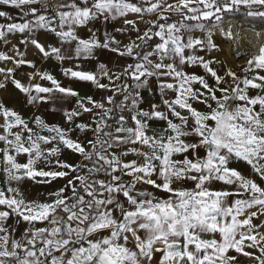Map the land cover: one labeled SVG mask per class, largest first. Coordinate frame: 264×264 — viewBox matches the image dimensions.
Instances as JSON below:
<instances>
[{
  "label": "snow or ice",
  "instance_id": "6c2138e0",
  "mask_svg": "<svg viewBox=\"0 0 264 264\" xmlns=\"http://www.w3.org/2000/svg\"><path fill=\"white\" fill-rule=\"evenodd\" d=\"M240 18L264 36V0H0V264H264V45L215 58Z\"/></svg>",
  "mask_w": 264,
  "mask_h": 264
},
{
  "label": "crops",
  "instance_id": "0c3cea01",
  "mask_svg": "<svg viewBox=\"0 0 264 264\" xmlns=\"http://www.w3.org/2000/svg\"><path fill=\"white\" fill-rule=\"evenodd\" d=\"M55 1L56 0H51L49 2H42V3H45V4L48 5L49 12L52 15H55L56 11L58 10V9L54 8V6L52 5V3H54ZM62 2H63V0H62ZM3 10L9 11L12 15L16 16L19 19L18 10L9 9V8H4ZM129 18L132 19V18H135V17L129 16ZM146 19H147V17H146ZM121 26H123V20L122 19L116 20V21H111L107 26H105V23L103 21H100V23L93 30H97L98 29L100 32H102L106 28L107 31L114 33L115 28H118V27H121ZM140 26H141V29L143 30L144 25L141 24ZM89 27H91V25ZM87 31H88L87 28L81 29L79 34L84 36V35L87 34ZM131 35L134 36L135 34L132 33ZM48 38L51 39V40H55L56 39L55 37H52L51 34H49ZM117 38L118 39H123V40H125V42H127V39L124 36L118 35ZM219 39H222V38H218V41H219ZM249 43L251 44V46L249 47V52H251V53H249V52H247V53L256 54L258 52L259 48L262 45H264V36L249 40ZM0 50H5V45H3L2 42H0ZM230 52L235 57H240L241 56V54L238 55L236 53L235 49L232 48L230 43H224V44H222L221 51L216 54L215 58L219 59L220 61H223L224 64L227 67L232 68L234 71L239 73L240 69H241V66L232 62V60L229 58L230 57L229 56ZM97 55H99V52L97 53ZM210 55H211V53H210ZM104 59H108V55L107 54L104 57ZM113 59H114V57H113ZM246 59H247V57H245L243 59L244 62H246ZM233 61H241V60L234 58ZM71 63L72 62H68L65 66H71ZM81 63L83 64V66L85 68H89L90 67V63L88 61H82ZM243 64H245V63H243ZM48 70L51 71L54 75H56L59 79L65 80V78L61 74L60 66L55 64V62H53V64L48 67ZM65 82L68 83L67 80H65ZM78 91L80 92L81 96H87V95L95 94V97L97 99H99L100 96L103 95V93H97V90L94 87L90 86V85H82V86H80L78 88ZM145 95H147V93H145ZM48 118L49 119H53V120H59L61 123H63L62 119L59 116L48 117ZM83 119L87 120L88 117L85 116ZM73 135L75 136L76 133H73ZM81 138H83V134H81ZM70 159H71L72 162L77 163V162L80 161L81 158L79 156H73ZM63 183H64V181H60L56 185V187L61 186ZM21 190L23 191V193L25 194V196L28 199L43 201V200L47 199L48 192L51 189L47 185L37 184V183H34L32 181H24V182H22ZM9 224H11L14 227H16V229H17V231H16L17 238L20 237V235L23 233L24 229L27 227V225L24 224V223L17 224L15 220H10ZM37 226H41V225H37ZM237 264H252V262L248 258L244 257L243 255H238Z\"/></svg>",
  "mask_w": 264,
  "mask_h": 264
},
{
  "label": "bare ground",
  "instance_id": "6f19581e",
  "mask_svg": "<svg viewBox=\"0 0 264 264\" xmlns=\"http://www.w3.org/2000/svg\"><path fill=\"white\" fill-rule=\"evenodd\" d=\"M240 22L243 24V27L234 29V31L239 32V37L235 43H233V49H235L238 55L249 52V50L246 48V44L249 43V40L257 38L255 32L249 28L246 20H240ZM260 27L261 26L257 25V28Z\"/></svg>",
  "mask_w": 264,
  "mask_h": 264
},
{
  "label": "rangeland",
  "instance_id": "374dc122",
  "mask_svg": "<svg viewBox=\"0 0 264 264\" xmlns=\"http://www.w3.org/2000/svg\"><path fill=\"white\" fill-rule=\"evenodd\" d=\"M240 20H244L243 18H240ZM259 25V24H258ZM261 26V25H260ZM231 44V46H232V48H233V43H230ZM226 46V45H225ZM251 46V44L250 43H247L246 44V48L249 50V47ZM249 53H251V52H249ZM249 53H243L240 57H235L234 55H232V53L230 52L229 53V58L232 60V62L233 63H235L236 64V61H233V59L235 58V59H239V60H242V59H244L245 57H247L248 58V54ZM233 58V59H232ZM237 65H243V64H237Z\"/></svg>",
  "mask_w": 264,
  "mask_h": 264
},
{
  "label": "built area",
  "instance_id": "2783aa9c",
  "mask_svg": "<svg viewBox=\"0 0 264 264\" xmlns=\"http://www.w3.org/2000/svg\"><path fill=\"white\" fill-rule=\"evenodd\" d=\"M51 0H42V2H49ZM62 0H56L52 5L54 8L58 9V6L61 4ZM245 63L244 60L242 59L241 61H236V64H243Z\"/></svg>",
  "mask_w": 264,
  "mask_h": 264
}]
</instances>
